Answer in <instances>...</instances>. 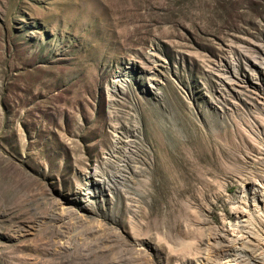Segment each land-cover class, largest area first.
I'll return each instance as SVG.
<instances>
[{
	"label": "rangeland",
	"instance_id": "obj_1",
	"mask_svg": "<svg viewBox=\"0 0 264 264\" xmlns=\"http://www.w3.org/2000/svg\"><path fill=\"white\" fill-rule=\"evenodd\" d=\"M259 252L264 0H0V264Z\"/></svg>",
	"mask_w": 264,
	"mask_h": 264
},
{
	"label": "bare ground",
	"instance_id": "obj_2",
	"mask_svg": "<svg viewBox=\"0 0 264 264\" xmlns=\"http://www.w3.org/2000/svg\"><path fill=\"white\" fill-rule=\"evenodd\" d=\"M236 253V252H235ZM243 253V252H242ZM240 254V253H239ZM238 254V257H239ZM241 256V255H240ZM235 257V256H234ZM253 264H264V255L261 254L260 252L257 253L254 258H253Z\"/></svg>",
	"mask_w": 264,
	"mask_h": 264
}]
</instances>
